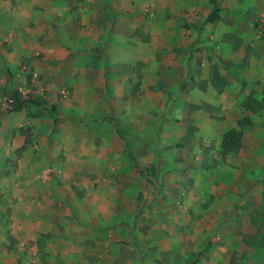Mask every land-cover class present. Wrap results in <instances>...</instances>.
Masks as SVG:
<instances>
[{
  "label": "rangeland",
  "instance_id": "374dc122",
  "mask_svg": "<svg viewBox=\"0 0 264 264\" xmlns=\"http://www.w3.org/2000/svg\"><path fill=\"white\" fill-rule=\"evenodd\" d=\"M138 1L139 4H136ZM138 1L50 0V3L61 5V8L65 5L67 14L73 10L79 16L87 13L93 3L101 7L98 9L100 13L103 10L113 14L118 12L117 15L140 13L135 19L154 32L151 36L159 44V48L156 46L157 62L164 61L163 53L170 56L172 47L174 53L180 50L187 53L188 65L185 62L181 64L180 76L171 79L173 91L177 95L197 88L191 66L193 60L196 67L211 64L236 72L245 56L246 65L241 66L242 73L258 78L248 94L241 92L239 95V90V93H234L238 106L234 112L220 118L211 117L209 135L202 140L200 159L191 161V165H186L183 169L188 174L182 183L184 192L176 197L177 205L170 210L169 215L162 214L160 219H153V224L149 225V237L143 242V253L148 250L147 259L150 264H264V0H217L218 7L211 0ZM40 2L43 4V1ZM165 4L169 6L165 7ZM79 5L82 13L77 8ZM132 6L140 8V11H133ZM183 6L185 7L182 9ZM147 8L152 11V15L145 13ZM61 10L65 11V8ZM235 10L237 12H233ZM60 17L64 18V15ZM134 23L132 36L139 34L140 30ZM164 24L171 30L167 34L156 33L155 27L159 29V25ZM141 32L143 34L142 30ZM104 36L106 33L101 34L102 38ZM149 36L146 33V37ZM181 38L189 40V43L181 41ZM229 42H233L232 45L236 43L237 48H227ZM0 46L6 48L7 45L3 42ZM2 49L0 54L3 55L5 50L1 51ZM228 51L234 57H225ZM93 56L97 59L90 60L88 67L94 74L97 69L103 72L109 67L107 64H97L105 53L95 52ZM177 63L171 57L167 64L172 66ZM24 66L25 63L19 64V69ZM0 69L1 74L5 68ZM108 70L104 72L107 73ZM10 71L16 73L14 67ZM156 73H160V70L157 69ZM25 76L27 77L26 74ZM31 83L26 86V82H23L22 85H25L26 91L30 88L35 95L38 94L35 89L41 87V82ZM45 86L42 85V89ZM1 88L4 89L5 86H0V102L5 106L2 108L0 105V264H108L113 258L83 254L78 249V241L71 245L61 240L63 236H52L51 232L37 236L34 242L28 241L30 245L24 243L20 250H12L10 243L7 246L1 244V240H9L5 236H13L12 244L18 247L20 244L17 243L20 241L14 236L23 233L24 228L35 231L36 225L19 226V222H23L22 218L31 220L27 215L31 209L25 208L27 202H34L31 208L33 211L36 208L39 218L40 212L48 217H53V212L65 215L68 208L71 210L68 205L86 199L88 209L92 210L94 197L99 202L104 196L96 192L97 188L107 184L114 190L115 184H123L118 171H115L118 163L122 168L133 170L136 175L146 178V175L137 170L135 158L127 152L126 146L120 145L121 152H126L128 157L126 161L112 158L102 162L100 156L92 159L102 146L90 145L91 140L83 145L79 129L72 130L56 113V109L59 112L63 107L61 102L70 96L67 97L66 92L67 89L71 90L69 86L62 84L58 87L59 90H66V95L61 92L63 97L60 95L57 98L58 104H50V108L31 105L24 109L26 115L18 130L19 121L16 122L7 111L8 97L13 91L10 89L6 92ZM58 89L51 91V96L56 97ZM46 91L43 89L42 94H46ZM25 94L27 96L29 93ZM41 96L43 100H47L45 96ZM250 97L259 100L261 104L254 113L245 109L244 104ZM176 98L177 96L169 97L167 103H172ZM32 102L37 105L36 100ZM51 105L55 106V111ZM12 115L16 117L15 114ZM246 115L253 124L241 128L243 134L240 148L236 153L221 156L220 142L223 134L231 127L237 128L236 121ZM31 117L38 118L32 123ZM50 123L51 129L43 132ZM152 131L154 132V127ZM23 137L28 138V142L21 146ZM115 148L119 147L104 144L103 158L113 157ZM129 148L132 151L131 145ZM97 166L99 173L90 172L91 168L95 169ZM148 182L154 186L149 203L154 200H169L166 192L157 191V186L161 183L154 179ZM31 188L35 192L27 195L26 189ZM19 192L22 194L21 198L17 196ZM139 194V198L145 200L143 191ZM112 196L111 194L109 199ZM59 201L62 202L61 205ZM105 208L103 201L102 214L106 213ZM158 220L160 223L156 224ZM136 245L141 250L137 242ZM138 257L137 261L140 262L145 255L141 260L139 254Z\"/></svg>",
  "mask_w": 264,
  "mask_h": 264
},
{
  "label": "crops",
  "instance_id": "0c3cea01",
  "mask_svg": "<svg viewBox=\"0 0 264 264\" xmlns=\"http://www.w3.org/2000/svg\"><path fill=\"white\" fill-rule=\"evenodd\" d=\"M168 6L165 4V7ZM135 7L132 6L131 9L140 11V8ZM62 8L61 5L50 3V0H0V44L5 42L7 45L6 48L4 46L5 49L0 46V49L3 48L1 51L5 50L3 55L0 54V68H5L0 74V86H5L1 89L6 92L21 88L29 93L22 97L30 98L20 111H7L16 122L19 121L18 130L27 107L32 105L50 108V104H58L57 98L62 96L61 92L66 91L63 88L59 90L58 87L62 84L69 86L71 90L67 89L66 92L67 97L70 96L61 102L63 107L59 112L56 109V113L72 130L79 129L77 133L83 145L91 140L93 143L90 142V145L102 146L92 159L100 156L102 162L112 158L126 161L128 157L126 152H121L120 145L126 146L127 152L143 168L142 174L146 178L136 175L133 170L122 168L118 163L115 171H118L123 184H115L114 190L111 185L103 184L96 191L106 196L102 197L106 205L105 214L101 213L103 201L98 202L97 197L92 202V210L88 209L86 199L68 205L71 210L68 208L65 215L53 212V217H48L40 212V218L36 208L35 211L31 208L34 202H27L25 208L31 209L30 213L27 212L31 220L22 218L23 222L18 221L19 226L36 225L35 231L24 228L23 233L14 236L20 241L17 243L20 244L18 247L12 244L13 236H5L9 240H1V244L7 246L10 243L12 250H20L24 243L34 242L37 236L51 232L52 236H63L61 240L71 245L78 241V249L83 254L113 258L108 264H150L147 259L148 250L143 253L142 247L145 238L149 237V225L153 224V219H160L162 214L169 215L170 210L177 205L176 197L184 192L182 183L188 175L183 169L186 165H191V161L200 159L202 140L209 135L211 117L220 118L234 112L238 107L234 93H239V90V95L241 92L248 94L258 78L242 73L241 66L246 65L245 56L236 72L211 64H201L198 68L193 65V60L191 66L197 88L177 95L173 91L171 79L180 76L181 64L185 62L188 65L187 53L180 49L174 53L172 47L171 55L163 53L164 61L157 62L156 46L159 48V44L151 36L154 32L135 19L140 13L117 15L118 12L113 14L106 10L100 13L98 9L101 7L94 3L82 16L73 13V10L67 14L65 5ZM77 8L82 13L80 5ZM146 12L152 15L150 9H145ZM62 15L64 18L60 17ZM134 22L140 30L139 34L132 36ZM168 27L166 24L159 25V29L155 27L156 33L167 34L171 30ZM102 33H106L104 38L101 37ZM146 33L151 37L147 38ZM180 40L189 43L185 38ZM229 43L227 48H237L236 43ZM95 52L105 53L101 57L102 61L98 60L97 64H107L109 67L102 69L103 72L97 69L94 74L88 63L96 58L93 56ZM230 52L225 57H234V54L230 56ZM171 57L178 63L168 66ZM21 63H25L23 69H19ZM13 67L16 73L10 71ZM157 69L160 70L158 74ZM30 70L33 72L30 73ZM106 70L107 73L104 72ZM23 82H26V86L29 82H41V87L35 89L38 94L35 95L30 88L26 91ZM42 85H46L43 88L47 90L46 94H42ZM57 89L59 92L57 91L56 97L51 96L50 92ZM40 94L47 100H43ZM171 96L177 98L168 104ZM35 100L40 104L35 105L32 102ZM1 103L2 108H5ZM52 109L55 111V106ZM37 118L31 117L30 120L34 123ZM51 124L45 126L43 132L49 131ZM236 125L238 128L237 121ZM233 128L237 129H229ZM222 138L221 142L219 140L220 145ZM22 139L21 146L28 142V138ZM104 144L119 147L115 148L113 157L103 158ZM220 154L223 156L221 152ZM98 171V166L90 170L93 173H99ZM151 179L161 183L157 186V191L166 192L168 201L148 202L154 193V186L148 182ZM140 191H143L145 200L139 198ZM34 192L33 188L26 189L27 195ZM111 194L113 196L109 199ZM17 196L21 198V192ZM58 203L62 204L60 201ZM159 223L158 220L156 224ZM136 242L141 250L137 248ZM138 254L140 260L145 255L140 262L137 261Z\"/></svg>",
  "mask_w": 264,
  "mask_h": 264
},
{
  "label": "trees",
  "instance_id": "16d2710c",
  "mask_svg": "<svg viewBox=\"0 0 264 264\" xmlns=\"http://www.w3.org/2000/svg\"><path fill=\"white\" fill-rule=\"evenodd\" d=\"M211 2H213V5L218 7L217 0H211ZM8 98H9V102H8L9 111H20L25 106V103H28L30 100V98L29 99H27L26 97L23 98L18 90H13V92L10 93ZM35 103L40 104L39 102H35ZM244 105H245V109L254 113L260 108L261 104L259 103V100L250 97ZM252 124H253L252 120L248 115H246L238 121L239 129L233 128L226 131L223 134L220 152L222 154H225L228 152L237 151L242 144L241 139H242L243 131L241 128L244 125H252ZM135 164L137 165V170H139L140 173H144L143 168L140 167L136 161Z\"/></svg>",
  "mask_w": 264,
  "mask_h": 264
},
{
  "label": "clouds",
  "instance_id": "9594fccd",
  "mask_svg": "<svg viewBox=\"0 0 264 264\" xmlns=\"http://www.w3.org/2000/svg\"><path fill=\"white\" fill-rule=\"evenodd\" d=\"M23 90V89H22ZM20 93H21V95H23V94H25L26 92L24 91V92H21V90H18ZM8 102H9V99H8ZM9 104V103H8Z\"/></svg>",
  "mask_w": 264,
  "mask_h": 264
},
{
  "label": "built area",
  "instance_id": "2783aa9c",
  "mask_svg": "<svg viewBox=\"0 0 264 264\" xmlns=\"http://www.w3.org/2000/svg\"><path fill=\"white\" fill-rule=\"evenodd\" d=\"M19 90H21V92H24V90H22L21 88L19 89ZM64 95H66V93L65 92H62Z\"/></svg>",
  "mask_w": 264,
  "mask_h": 264
}]
</instances>
